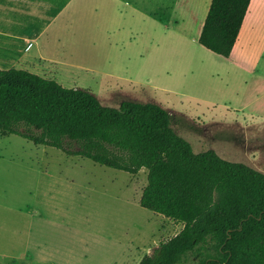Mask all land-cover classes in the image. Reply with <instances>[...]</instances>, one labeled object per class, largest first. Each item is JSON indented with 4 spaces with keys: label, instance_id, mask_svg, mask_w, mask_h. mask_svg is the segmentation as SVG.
I'll return each instance as SVG.
<instances>
[{
    "label": "rangeland",
    "instance_id": "374dc122",
    "mask_svg": "<svg viewBox=\"0 0 264 264\" xmlns=\"http://www.w3.org/2000/svg\"><path fill=\"white\" fill-rule=\"evenodd\" d=\"M76 7L72 53L45 66L47 77L108 105L157 102L196 152L213 148L264 171L262 23L250 62L236 65L200 43L198 14L173 18V0ZM147 183L146 167L133 174L0 133V264L138 263L184 225L140 204Z\"/></svg>",
    "mask_w": 264,
    "mask_h": 264
},
{
    "label": "trees",
    "instance_id": "16d2710c",
    "mask_svg": "<svg viewBox=\"0 0 264 264\" xmlns=\"http://www.w3.org/2000/svg\"><path fill=\"white\" fill-rule=\"evenodd\" d=\"M250 3L212 0L200 43L229 56ZM0 133L133 174L146 167L140 204L184 225L136 264H264V171L213 148L196 152L157 102L108 105L89 89L0 68Z\"/></svg>",
    "mask_w": 264,
    "mask_h": 264
},
{
    "label": "crops",
    "instance_id": "0c3cea01",
    "mask_svg": "<svg viewBox=\"0 0 264 264\" xmlns=\"http://www.w3.org/2000/svg\"><path fill=\"white\" fill-rule=\"evenodd\" d=\"M211 3L173 0V18L186 20L198 14L205 22ZM76 6L77 0H0V68L48 76L43 72L60 62L57 56L72 53L68 44L74 43L73 32L80 22ZM258 23L264 31V0H251L235 46L226 56L231 63L250 62L251 39L257 34Z\"/></svg>",
    "mask_w": 264,
    "mask_h": 264
}]
</instances>
